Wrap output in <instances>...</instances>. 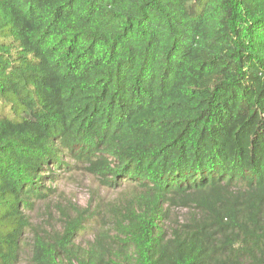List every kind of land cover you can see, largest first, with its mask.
Masks as SVG:
<instances>
[{
    "label": "trees",
    "instance_id": "trees-1",
    "mask_svg": "<svg viewBox=\"0 0 264 264\" xmlns=\"http://www.w3.org/2000/svg\"><path fill=\"white\" fill-rule=\"evenodd\" d=\"M65 154L132 187L84 249L24 238ZM24 253L264 264V0H0V264Z\"/></svg>",
    "mask_w": 264,
    "mask_h": 264
},
{
    "label": "rangeland",
    "instance_id": "rangeland-1",
    "mask_svg": "<svg viewBox=\"0 0 264 264\" xmlns=\"http://www.w3.org/2000/svg\"><path fill=\"white\" fill-rule=\"evenodd\" d=\"M64 166L55 168L49 179L44 172L40 186L44 198L37 200L33 211L27 212L31 225L24 238H31L32 232L52 240L61 236L71 225L73 242L76 247L84 249L92 242L96 232L103 227L102 221L117 206H123L130 198L131 186L123 184L116 188L101 185L100 179L85 171L82 164L73 161L67 154L62 158ZM188 210L169 208L162 220V227L183 223ZM19 264H30L26 253ZM72 264H76L74 261Z\"/></svg>",
    "mask_w": 264,
    "mask_h": 264
}]
</instances>
